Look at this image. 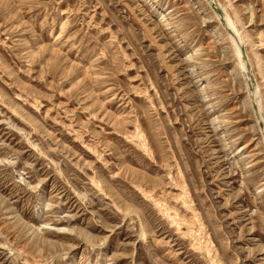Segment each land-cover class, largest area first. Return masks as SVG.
Returning <instances> with one entry per match:
<instances>
[{
	"label": "rangeland",
	"instance_id": "1",
	"mask_svg": "<svg viewBox=\"0 0 264 264\" xmlns=\"http://www.w3.org/2000/svg\"><path fill=\"white\" fill-rule=\"evenodd\" d=\"M263 124L264 0H0V264H264Z\"/></svg>",
	"mask_w": 264,
	"mask_h": 264
},
{
	"label": "bare ground",
	"instance_id": "2",
	"mask_svg": "<svg viewBox=\"0 0 264 264\" xmlns=\"http://www.w3.org/2000/svg\"><path fill=\"white\" fill-rule=\"evenodd\" d=\"M217 14H218V17H220L224 21V23H225L224 25L226 26V28L229 32L228 36L230 38V41H232V43H233L234 54H235L236 59L238 60V64H239L240 68L242 69V71L248 72L247 63H248L249 58H248V55L246 54V51H244V49L242 48L245 46V49L247 50L248 39H247V36L245 35V33L243 31L239 30V28L237 27L240 24V20L237 19V24H236L227 15V12H224L221 14V12L219 10H217ZM253 55L255 56V58H258V57H256V54L254 52H253ZM256 95L257 94L254 92L253 97H254V100L256 103V107L260 111V107H259V103H258V99H257ZM103 117H104V114H103ZM257 120H258V122H260L259 119H257ZM263 128H264V124H263Z\"/></svg>",
	"mask_w": 264,
	"mask_h": 264
}]
</instances>
